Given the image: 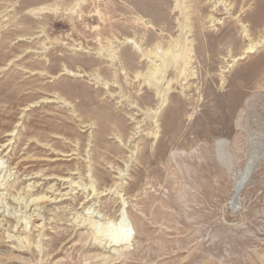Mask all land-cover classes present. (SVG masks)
Instances as JSON below:
<instances>
[{
  "label": "rangeland",
  "instance_id": "374dc122",
  "mask_svg": "<svg viewBox=\"0 0 264 264\" xmlns=\"http://www.w3.org/2000/svg\"><path fill=\"white\" fill-rule=\"evenodd\" d=\"M107 263L264 264V0H0V264Z\"/></svg>",
  "mask_w": 264,
  "mask_h": 264
},
{
  "label": "bare ground",
  "instance_id": "6f19581e",
  "mask_svg": "<svg viewBox=\"0 0 264 264\" xmlns=\"http://www.w3.org/2000/svg\"><path fill=\"white\" fill-rule=\"evenodd\" d=\"M256 46V45H255ZM259 46V45H258ZM257 47V46H256ZM254 48L255 47H250L249 49H247L244 53L245 54H250V53H253L254 51ZM167 53V52H166ZM152 55H153V53H152ZM156 55H157V53H156ZM244 56V55H243ZM242 56V57H243ZM156 57V56H155ZM176 58V57H175ZM241 59V58H240ZM247 176H249V173L246 175V177H245V179L244 180H242L241 182H239V184L237 185V191H240L239 189L240 188H242V186H243V184H244V182L246 181V179H248L247 178ZM69 194V193H68ZM66 196V195H65ZM125 238H126V236H125ZM108 264V263H107Z\"/></svg>",
  "mask_w": 264,
  "mask_h": 264
},
{
  "label": "water",
  "instance_id": "95a60500",
  "mask_svg": "<svg viewBox=\"0 0 264 264\" xmlns=\"http://www.w3.org/2000/svg\"><path fill=\"white\" fill-rule=\"evenodd\" d=\"M250 173H251V171H250ZM249 176H250V175H249ZM249 176H248V177H249ZM240 189H241V188H240ZM240 189H239V190H240ZM236 194H238V191H237V193H236Z\"/></svg>",
  "mask_w": 264,
  "mask_h": 264
}]
</instances>
